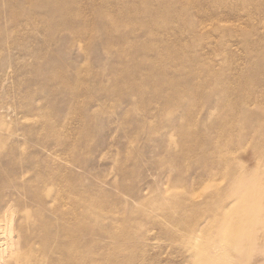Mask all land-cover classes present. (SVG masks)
Masks as SVG:
<instances>
[{
  "label": "rangeland",
  "instance_id": "obj_1",
  "mask_svg": "<svg viewBox=\"0 0 264 264\" xmlns=\"http://www.w3.org/2000/svg\"><path fill=\"white\" fill-rule=\"evenodd\" d=\"M11 220L9 264H264V0H0Z\"/></svg>",
  "mask_w": 264,
  "mask_h": 264
},
{
  "label": "bare ground",
  "instance_id": "obj_2",
  "mask_svg": "<svg viewBox=\"0 0 264 264\" xmlns=\"http://www.w3.org/2000/svg\"><path fill=\"white\" fill-rule=\"evenodd\" d=\"M11 213L13 212L11 211ZM0 225H1L0 235H2L3 237L1 238L2 240L0 241V264H9L10 258L13 257L14 253L20 247L19 238H16L15 236L16 229L14 228L13 220H11L6 224V228L2 225V223Z\"/></svg>",
  "mask_w": 264,
  "mask_h": 264
}]
</instances>
